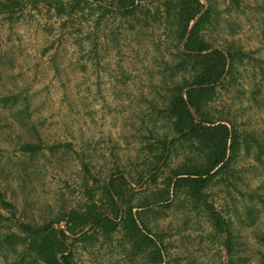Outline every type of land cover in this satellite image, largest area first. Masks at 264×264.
<instances>
[{
  "label": "rangeland",
  "instance_id": "obj_1",
  "mask_svg": "<svg viewBox=\"0 0 264 264\" xmlns=\"http://www.w3.org/2000/svg\"><path fill=\"white\" fill-rule=\"evenodd\" d=\"M118 1L17 0L13 13L0 15V191L16 207L15 216L0 208V264H29L22 248H3L9 232L20 235L19 223L42 225L93 202L109 212L102 188L119 175L130 183L125 201L163 249L165 264L229 262L228 235L215 230L203 203L173 189L168 202L154 203L175 171L200 160L177 144L151 178L156 149L177 139L166 113L167 62L177 43L164 0H133L136 12L128 17ZM209 4L215 13L208 38L247 53L211 110L250 151L241 148L204 191L228 223L231 244L233 232L236 263L263 264L264 0ZM28 142L39 150L22 151ZM56 227L68 237L73 264H150L122 225L111 234L86 228L78 236L65 223Z\"/></svg>",
  "mask_w": 264,
  "mask_h": 264
},
{
  "label": "trees",
  "instance_id": "obj_2",
  "mask_svg": "<svg viewBox=\"0 0 264 264\" xmlns=\"http://www.w3.org/2000/svg\"><path fill=\"white\" fill-rule=\"evenodd\" d=\"M238 3V0H230ZM0 1V15L11 14L18 3L17 0ZM206 7L202 0H164L165 24L174 36L177 51L173 54V61L167 62V69L171 73L169 99L166 105L167 118L171 124L175 140L165 139L160 143L154 156L151 178L159 176V167L168 160L171 149L177 144L185 145L200 160L193 167H184V171H175L162 191L155 193L154 203L168 202L170 189L185 190L186 195L196 203H203L213 221L215 230L219 234L228 235L226 250L229 256L228 264H237L234 258L235 242L232 244L228 223L224 217L208 205L205 189L218 175H224L238 157L241 148L250 151L247 141L234 127L229 126L221 118L216 117L211 105L217 97L218 89H224L234 82V71L237 59L242 60L247 53L234 47L220 49L208 38V30L212 27L214 7L206 0ZM118 12L124 16L135 15L136 8L133 0H119ZM58 16L62 15V8H56ZM12 15H10L11 17ZM170 63H173L172 65ZM180 75L177 81L176 76ZM40 145L25 143L22 151L35 153ZM194 155V154H193ZM192 159V162H194ZM87 169V166H85ZM156 172V173H155ZM89 184V183H88ZM125 188L130 183L123 176L104 183L102 197L109 203V212L100 211L93 202L87 205L83 212L71 211L42 225L19 223L20 235L9 232L5 236L3 248H22L28 255L29 264H73L72 255L67 245L65 231L58 230L56 225L66 224V231L71 236H78L86 228L102 234H111L119 225L126 229V237L134 242L138 251L146 252L150 264H165L163 249L156 240L150 237L147 227L139 224L134 207L125 201ZM126 207L124 216L120 217V207ZM0 208L15 216L16 207L5 200L0 191ZM0 216H2L0 214ZM1 218V217H0ZM86 236V234H84ZM264 264V256H263Z\"/></svg>",
  "mask_w": 264,
  "mask_h": 264
}]
</instances>
